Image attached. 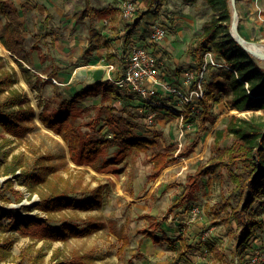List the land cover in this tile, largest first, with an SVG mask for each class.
<instances>
[{"label": "rangeland", "instance_id": "1", "mask_svg": "<svg viewBox=\"0 0 264 264\" xmlns=\"http://www.w3.org/2000/svg\"><path fill=\"white\" fill-rule=\"evenodd\" d=\"M123 1L126 0H91L95 11L94 17L87 19L86 28L84 27L91 42L79 55L77 52L72 51L74 58L70 61L71 63H68L65 67L55 69L54 75H36L35 70L32 69L34 67L31 66V68L26 64L24 67L29 69L30 74H25L20 67L10 61V51L3 44L5 19L1 17L0 77L8 72L14 73L15 83L13 88L24 95L29 94L38 113L48 117L69 113L82 136L89 132L88 125L96 119L99 110H102L103 113L101 120L97 123V129L104 127V117L107 115L105 109L108 105L116 107L119 112L128 105H135L137 109L146 108L144 104L148 100L135 95L136 93H129L131 96H128L125 101L110 98L106 103L101 102V91H98L99 89L97 90L99 95L84 97L72 108H67L68 101L78 91L85 90L89 86L86 83L76 82L75 72L78 69L105 67L110 70L112 67L116 68L120 65L122 68L121 57L124 55L121 53L126 49L120 53L121 50L118 52L116 47L120 45V37L127 34L129 24L137 22L140 27L138 32L142 34L141 38H136L140 34L133 36L131 38L133 42L142 43L144 40L147 41L152 22L161 23L165 27V39L173 34V28L165 21L162 23V20H160L161 16L164 15L163 6L154 14L146 15L147 17L144 20V17L138 20L136 15L135 19L125 21L120 10ZM132 1L137 4L138 10L141 9L142 3L140 0ZM65 2L64 8L74 9L73 13L75 15L80 8L82 10L85 8L86 0H66ZM236 2L240 33L245 40L264 45V0H259V3L256 0H236ZM9 3L12 6L15 4L18 8L19 18L24 23L22 29L26 38V51L30 54L33 41L38 38L37 35L32 34V26H37V23H43L44 27L49 25V23L39 22L38 20L37 23L34 22L33 24L32 21L35 18H45L44 10L46 9H43L44 6L38 0H10ZM49 5L51 6V4ZM180 5L174 7L177 10L180 9L179 15L188 13L193 19L197 15L200 20V26L196 28V31L195 26H190V28L186 26L188 28L187 36H189V39L195 37V34L199 36L202 31V24L214 16L213 11L204 0H200L196 6L188 7L189 9ZM63 6L57 5L59 8H63ZM109 7L116 8L117 12L105 21L99 11ZM183 7L185 9H182ZM186 9L188 11H185ZM40 10L44 11L42 16L38 14ZM156 18L159 20H156ZM171 20L173 19L170 18ZM89 29H91L90 32ZM52 38L48 41L52 42ZM161 47L162 45H157L154 51L159 63V74H161L158 75L159 79L174 78V74L182 73L185 70L196 72L197 64L195 63H186L176 68V70L172 67L169 68L168 58L165 53L163 54ZM207 55L209 56V52L205 53L204 61ZM66 61H69L68 57H66ZM257 63L264 69V60L257 59ZM57 72L61 74L57 75ZM114 72L112 71L111 75L116 74ZM220 73V69H208L203 82L204 91L214 81L223 83V79L219 77ZM46 77H53L62 85L44 80ZM105 79L100 83L110 86ZM185 91H189L187 87H185ZM6 95L7 92L2 91V88H0V101ZM153 101L157 106L159 105V109L163 112L160 110L155 111V123L152 126L148 125L145 114L138 112L140 118L136 121L139 125L136 132L146 136L158 135L161 150L170 151L175 156L182 153L178 155L177 162L165 169L156 181L151 177L153 164L150 162V157L156 154L159 149H153L147 154L135 152L132 155L122 157V159L121 157H114L116 148L111 147L107 159L114 162L118 161V163H112L113 165L106 168H100L99 166L97 169H91L90 167L88 169V167H81L73 163L67 144L61 138L44 129L39 120H27L25 122L29 130L22 138L0 132V160L6 158V156L8 160H11L13 155H18L21 157L23 170L26 173L29 175L41 174L45 179V183L37 187V192L31 194L23 185L24 177L19 179L5 177L3 176V169L0 168V191L3 189L5 196L9 199V203L3 204V206L16 212L28 214L33 218L45 219L47 217L45 213L33 208L34 204L39 202L41 195L65 194L80 203L92 196L91 190L98 187H102L103 190L100 208L89 212L66 210L53 215V225L55 226H59L62 221H67L78 229L97 227V231L84 238H72L66 243H44L30 236L23 237L10 229L0 230V247H8L13 253L12 259L0 264H57L69 260L73 253L85 255L91 264H130L131 259L127 256V252L125 250L119 252L122 240L118 241L114 236H117L115 234H120V232H123L124 235L129 234L131 224L125 223V217L127 215L131 216L134 211L136 212L135 217L141 215V219L143 217L149 219L151 218L150 215L157 217L153 219L157 225V230L153 234L159 237V241L157 243L154 241V245L157 248L158 246L164 249L169 248V253L166 255L173 260H171V264L186 263L183 259L178 258L177 251V243L180 238L178 235L186 227L183 222L184 219H193L199 227L195 231V251L202 250L203 254H200L202 256L199 263L197 262L199 254L195 253L194 257H198L196 259L197 263L217 264L222 262L221 258L229 261L235 256L240 230L236 228L234 218L229 217L231 211L239 207L241 203L239 198L231 196V189L234 184L226 168L222 166L216 176L212 174L203 176L197 182L193 192L188 193L187 191L189 176L194 175L199 168L208 166L217 160L220 148L231 146V138L224 139L219 147L214 144L216 131L224 127L229 118V112L224 104L214 105L212 115L207 123V131L203 133L196 147L188 153V149H190L188 147L194 141L195 133L199 129L198 103L187 105L176 97H169L163 91H160ZM100 163L102 164L103 160H100ZM110 169L117 172H109ZM20 173L21 169L18 170L17 175ZM8 179L14 182L16 190L23 193L22 202L17 203L15 201L13 193L5 183ZM185 194L188 196V202L178 206L176 204L177 199ZM174 205L177 207L173 208L171 213L168 212L169 208ZM24 206L31 209L25 210L23 209ZM194 209L200 210V214L196 219L192 215ZM143 212L145 213L142 214ZM246 214L251 215L250 217H257L264 223V195L255 200ZM7 224L8 221L3 222V226ZM212 227L215 229H212ZM160 230L164 235L163 240H160ZM206 233H209V237L201 242L198 237ZM257 233L258 235L250 240V247H253V249L264 247V225L263 228L257 229ZM8 238L12 239L13 245L9 246L6 241ZM41 255L44 256L43 259L40 258ZM137 257L143 258L142 255ZM244 264H246V261Z\"/></svg>", "mask_w": 264, "mask_h": 264}, {"label": "trees", "instance_id": "2", "mask_svg": "<svg viewBox=\"0 0 264 264\" xmlns=\"http://www.w3.org/2000/svg\"><path fill=\"white\" fill-rule=\"evenodd\" d=\"M140 1L142 10L140 8L138 10V20L149 13L157 12L165 2V0ZM181 1L187 5H194L198 0ZM204 2L213 11L214 16L203 24L201 34L193 41L188 53L195 57L197 71L201 70L204 55L207 52L225 62L232 70H221L219 77L223 79V83L212 82L205 91L203 99L197 102L199 129L195 133L194 141L188 147L190 148L188 153L196 147L203 133L207 131V123L212 115V109L214 105L218 104H224L229 112V118L224 127L216 131L214 144L219 147L226 138H231L232 144L223 149L220 148L217 160L208 166L199 168L194 175L189 176L187 191L188 193L193 192L197 182L203 176L210 174L216 176L222 166L226 168L234 184L231 196L239 198L241 203L239 207L231 211L229 217L234 218L236 228L240 230L239 242L233 258H237L239 264H244L247 255L253 248L250 247V240L258 235L257 229L263 228L264 225L257 217H250L251 215L246 214L255 200L264 195V69L258 65L257 59L246 52L230 34L232 21L230 0H204ZM109 10L111 9H107L106 12ZM103 12L104 10L99 13L102 15ZM94 13L90 0H86L85 8L77 14V23L83 22L86 17L91 19ZM1 17L5 19L3 44L12 53L9 59L15 65L22 67L20 60L27 62L25 39L22 24L19 21V12L12 7L9 0H0ZM137 26V22L128 25V32L124 37L126 44L133 36ZM14 83V73L8 72L0 77V88L7 92L6 97L0 101V115L2 116L0 132L22 138L29 130L25 122L39 120L44 129L61 138L67 144L70 158L76 165L97 169L99 166L106 168L113 165L112 163H118V161L107 159L111 147L116 148L115 158H122L135 152L147 154L153 149H159L156 154L150 157V162L153 164L151 177L156 181L165 169L177 162L178 155L182 154L179 153L175 156L170 151L161 150L158 135L146 136L136 132L137 126H139L136 121L140 118L138 112L141 109H137L135 105H128L120 112L116 107L108 105L105 109L107 115L104 117V127L97 129V123L101 120L103 113L102 110H99L96 119L88 125L89 132L82 136L69 113L52 117L38 113L30 95H24L14 89ZM246 85H248V89ZM97 90L101 91L100 99L105 103L110 98L125 101L128 96H131L129 93H121L111 84L106 86V84L97 83L89 85L85 90L78 91L68 101L67 108H72L84 97L97 95ZM146 107H149V110L153 112L160 110L155 101L147 104ZM100 160H103L102 164ZM0 168L3 169L5 177H15L16 179L24 177L23 185L31 194L37 192V187L45 183L43 175H29L23 170L21 157L18 155H13L11 160H8L7 156L0 160ZM20 169L21 173L17 175ZM109 172L117 171L110 169ZM5 183L13 193L15 201L22 202L23 193L14 188V182L8 179ZM102 191V187L91 190L92 196L80 203L65 194L41 195L39 202L34 204L33 208L47 215L45 219H42L40 217L33 218L28 214L16 212L3 206V204L9 203V199L2 189L0 191V230L10 229L23 237L30 236L44 243H66L72 238H84L97 231L98 228L88 227L81 230L67 221H62L59 226H55L53 225V215L66 210L89 212L98 209L102 205ZM187 202L188 196L185 194L177 199L176 204L182 206ZM176 207L174 205L169 208L168 212L171 213ZM23 209L31 208L24 206ZM4 221H8L6 226H3ZM6 241L9 246L13 245L12 239L8 238ZM154 241L157 243L159 239L154 237ZM128 244V238L123 237L119 252H124ZM262 248L264 249V247ZM43 257V255L40 256L41 259ZM183 257L185 254L178 256L179 259ZM12 258L13 253L8 247H0V263L7 262ZM221 260L222 262L226 261L225 258H221ZM57 264L91 263L85 255L73 253L69 260Z\"/></svg>", "mask_w": 264, "mask_h": 264}, {"label": "crops", "instance_id": "3", "mask_svg": "<svg viewBox=\"0 0 264 264\" xmlns=\"http://www.w3.org/2000/svg\"><path fill=\"white\" fill-rule=\"evenodd\" d=\"M65 1L66 0H38V2L44 6L43 9H46L44 10L46 17L43 19L35 18L33 19L34 21L32 22L34 24V22L37 23V20H38L39 22L43 21L44 23H49V25H47V27H44L43 23H37L38 25L35 27L31 25L32 34L37 35L38 38L34 39L33 46L31 47V50H30L31 51L30 54H28L26 51L27 62L20 60V62L22 63V67L21 66H18V67H20L25 74H30L29 69H26L24 67V65L26 64V66L28 65L30 67L31 66L34 67V68L31 67V68L35 70L34 73L36 75H44V74L54 75L53 73L55 69H57L58 67H65L68 63H71L70 61L74 58V54L72 53V51L77 52V54L79 55V53L81 51H84L83 49H85V47L88 46V43L91 42L89 35L87 36V33L84 30L86 28L85 26L86 20L90 18L86 17L83 22L77 23V14L80 13L82 9L80 8L78 13L74 15L73 13L74 9L68 10L66 9V7L64 8L63 5L66 3ZM179 2H181L182 4L180 5ZM198 2H200V0H198L194 5L196 6ZM48 3L51 4V6ZM90 3H91V0H90ZM57 5L63 6V8L62 7L59 8L57 7ZM179 5L184 6L186 8L193 6V5L184 4L181 0H165V2L162 5L164 15H162L160 18V20H162V23L165 21L170 27L173 28V34L163 41V43L161 44L162 45L161 50L163 54L165 53V55L168 58V61H167L168 67L169 68L172 67V69L174 70H176V68L183 66L186 63L187 64H194V63L197 64L195 57L190 55L188 53V50L190 46L192 45L193 41L196 38H198V35L195 34V37L193 36L189 39V36H187V30L188 28H190V26H195V31H196L197 30L196 28L200 26L199 25L200 20L197 15H195V19H193V17L188 13L179 15L180 9L178 10L174 9V7L176 8ZM91 6H92V3H91ZM12 7L18 10L15 4H13ZM184 7L182 9H185ZM107 9H111V10L106 12ZM107 9H102L104 10V12L102 13L101 17L105 21L111 18L112 14L114 15L117 12L116 8L109 7ZM42 11L43 10H40L38 12V14L41 16H42V13H44V11L43 12ZM185 11H188V10L186 9ZM152 14L154 13H149L147 15H152ZM146 17L147 16L145 15L143 20L146 19ZM170 18H172L173 20L170 21ZM156 20H159V19L156 18ZM19 21L22 24V28H23V24H24L23 21H21L20 18H19ZM139 29L140 27L138 25L133 36L141 33V32H138ZM40 30L42 31L40 32ZM90 31L91 29H89V32ZM22 32H23V29H22ZM141 35L142 34H140L136 38H141ZM46 36L48 37L47 39L45 38ZM23 37L26 42L24 33H23ZM51 37H53L52 42L51 41L49 42L48 39H50ZM124 37L125 35H123V37H120L119 39L120 45H117L116 47L118 49V52L121 50L120 53L126 49L125 51H123L125 54L123 52L121 53L122 55H124V56L121 55L122 56L121 59H123L127 55L128 51H130L133 45L135 44L144 45L146 43L145 40L142 43H139L136 41L133 42V40L130 39L131 41L129 40V44L128 43L126 44L124 41ZM53 40H55L56 44L55 42H53ZM25 49H26V44H25ZM10 54L12 55L11 52ZM66 57L69 58V61H66ZM122 68H121V65L119 67H116L115 70H117V72L114 75H119ZM65 71H62V72L64 73ZM70 71L72 72V70ZM60 72H57L56 74L57 75L61 74ZM182 74L183 72L178 73V74L176 73L174 74L175 75L174 78H170V79L164 78V79L165 81H168L174 84L175 83L179 84ZM158 75H161L159 74V68H158ZM104 79H105V76H104ZM160 111L163 112V110H160ZM144 213L145 212H143L142 214ZM135 214L136 212L134 211L132 212L131 216L127 215L125 217L126 218L125 223L131 224V231H129V234L124 235L123 232L122 233L120 232V234H115L117 236H114L118 241L122 240L123 237L128 238L129 244L125 248V251L127 252V256H129V258L131 259L130 264H171L172 259L169 258L168 255H166L167 253H169V250H168L169 248L164 249L159 246L157 248L154 245V237L159 238L157 237L156 234H153L157 230V225L155 224V221L153 219H156L157 217L154 215H150L151 218L149 219H147L146 217H143L141 219L140 218L141 215H139L138 217H135ZM183 222L186 224V227H184V229H182L183 231H181L180 235H178L180 236V238L178 239V243H177L178 254L179 255L185 254V257L182 258L186 262L184 264H199L200 263L199 260H201L200 257L202 256V255L200 256V254H203L202 253L203 251L202 250L195 251L196 250L195 231L198 230L199 228L198 224L196 225L193 219L192 220L184 219ZM163 227L166 228L165 226ZM212 229H215V228L212 227ZM159 235L161 238L160 240H163L164 235L162 231ZM208 237H209V233H206L205 235L201 237L199 236L198 238L202 242L206 240V238ZM195 253L199 254L198 255L199 259L197 260V262L199 263L196 262V259L198 257L197 258L194 257ZM138 255H142L143 258H138L137 257ZM236 260L238 259L232 257L229 261H224V262L217 263V264H232L233 261H234V264H239V262L236 263Z\"/></svg>", "mask_w": 264, "mask_h": 264}, {"label": "built area", "instance_id": "4", "mask_svg": "<svg viewBox=\"0 0 264 264\" xmlns=\"http://www.w3.org/2000/svg\"><path fill=\"white\" fill-rule=\"evenodd\" d=\"M259 3V0H256ZM121 16L123 20L130 21L134 19L138 13V6L132 0L123 1L121 6ZM166 38L165 27L158 22H153L150 26L148 39L144 45L135 44L128 51L122 60L123 70L119 75H111L115 70L112 67L106 69V79L114 88L121 93H136L138 96L147 99L144 107L153 102V98L157 97L160 91L169 97H176L179 101L193 105L203 99L205 91L203 82L209 68L232 70L225 62L213 56L212 53L207 55L200 71L185 70L181 76L179 84H174L158 78V60L155 57V48L161 45ZM45 80L52 81L56 85L60 84L53 77H46ZM188 88V92L185 91ZM248 89V85H246ZM145 114V119L149 126L154 125L156 112L143 108L140 110ZM200 214L199 209L192 210V215L196 219ZM238 263V260H236ZM180 264V263H179ZM246 264H264V249L255 248L250 251L246 257Z\"/></svg>", "mask_w": 264, "mask_h": 264}, {"label": "water", "instance_id": "5", "mask_svg": "<svg viewBox=\"0 0 264 264\" xmlns=\"http://www.w3.org/2000/svg\"><path fill=\"white\" fill-rule=\"evenodd\" d=\"M230 8L232 12V21L230 34L234 40L250 55L256 59L264 60V52L260 50H250L246 47L247 40L241 35L238 27V9L236 0H230ZM106 74V68H80L75 72V80L79 83H86L88 85L100 83Z\"/></svg>", "mask_w": 264, "mask_h": 264}, {"label": "bare ground", "instance_id": "6", "mask_svg": "<svg viewBox=\"0 0 264 264\" xmlns=\"http://www.w3.org/2000/svg\"><path fill=\"white\" fill-rule=\"evenodd\" d=\"M248 43H246V47L250 50H260L264 52V45H260V44H255L252 42L247 41Z\"/></svg>", "mask_w": 264, "mask_h": 264}]
</instances>
